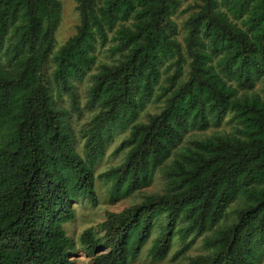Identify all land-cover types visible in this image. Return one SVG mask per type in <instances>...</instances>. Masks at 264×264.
Masks as SVG:
<instances>
[{"label":"trees","instance_id":"obj_1","mask_svg":"<svg viewBox=\"0 0 264 264\" xmlns=\"http://www.w3.org/2000/svg\"><path fill=\"white\" fill-rule=\"evenodd\" d=\"M76 11L55 50L58 0H0V264L76 263L65 226L80 198L97 205L95 169L117 133L124 160L98 176L109 202L158 172L167 185L105 212L101 238L84 230L87 264H130L151 239L158 262L175 238L181 256L200 237L205 253L189 264H264V0H77ZM86 77L96 112L78 151L71 118ZM227 118L235 134L181 146Z\"/></svg>","mask_w":264,"mask_h":264},{"label":"rangeland","instance_id":"obj_2","mask_svg":"<svg viewBox=\"0 0 264 264\" xmlns=\"http://www.w3.org/2000/svg\"><path fill=\"white\" fill-rule=\"evenodd\" d=\"M61 4V18L60 24L55 33V50H57L69 37L74 34L75 27L78 24V12L76 11L77 0H58ZM189 2L184 3L181 10L188 6ZM188 13H178L175 16V21L179 28L182 27ZM184 32L181 31L179 39L182 40L184 37ZM105 49L100 50L98 54V62H107V56L104 54ZM51 64L49 63V72L51 71ZM90 84V80L86 77L83 84H80L78 91L80 93L79 107H81L79 114H73L71 118V128L75 136L77 137V149L80 151L82 145V139L80 138V130L85 125L86 122L95 114V109L91 108L87 104V88ZM260 96H263L264 92V81L257 85L255 90ZM69 100L66 98L63 102V106L68 108ZM157 106H150L147 108L146 112L153 113L156 111ZM236 124L235 122H230L228 118L223 122V124L214 128L211 127L203 132L192 131L184 136L183 143L181 146H187L191 141L203 140L204 138H211L213 136H223L235 134ZM125 134L117 133L114 136V141L107 148L105 156L100 160L98 166L95 169V187L97 195V205L93 206L88 200L80 198L75 204V218L72 222L65 226L66 232L69 237H71L78 245V254L75 264H87L91 259L84 249L79 244V237L81 233L86 229H91L96 238L102 237L101 224L105 219V212L118 213L124 209L139 204L143 201L146 196L152 194H158L164 192L166 188V182L164 177L160 172L156 173L154 179L150 186L143 188L131 195H128L114 203L109 202L108 199V188L109 186L103 185L99 181L98 176H100L105 171L120 165L124 160V151L117 152L116 149L119 143L124 139ZM240 206V202L234 203L228 210L227 216L224 221H230L232 217V212ZM203 238L200 237L196 242L188 249V251L181 255L176 256V253L181 249L182 244L175 238L170 252L161 261L154 262L151 257H149V250L151 248L152 239L143 247L140 255L130 264H189L190 258L196 257L197 255H202L205 253L203 246Z\"/></svg>","mask_w":264,"mask_h":264}]
</instances>
